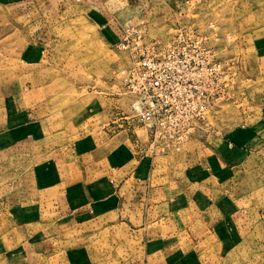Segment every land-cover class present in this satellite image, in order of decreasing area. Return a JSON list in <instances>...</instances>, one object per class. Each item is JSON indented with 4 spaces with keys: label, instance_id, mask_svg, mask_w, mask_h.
<instances>
[{
    "label": "rangeland",
    "instance_id": "374dc122",
    "mask_svg": "<svg viewBox=\"0 0 264 264\" xmlns=\"http://www.w3.org/2000/svg\"><path fill=\"white\" fill-rule=\"evenodd\" d=\"M181 27L205 34L237 77L194 139L178 147L146 142L139 154L155 181L167 185L186 165L199 163L196 151H215L219 140L238 134L221 177L217 184L213 177V187L210 179L204 197L210 205L225 201L224 208L215 205L222 216L249 212L256 226L235 247L222 240L211 244L203 261L264 264V0H0V151L26 135L40 141L43 130L60 143L68 137L64 146L73 145L79 153L74 160L84 167L98 157L104 140L108 150L145 134L149 139L148 125L131 109L134 98L123 89L130 59L118 42L130 28L167 42ZM9 161L0 154V264H66V250L84 251L70 257L82 256L86 264L89 257L90 264L139 261L137 239L123 250L107 247L108 236L96 234L94 222L71 223L63 246L42 247L52 236L50 225L27 226L28 206L19 201L35 176L31 183L25 169ZM51 220L44 222L55 226Z\"/></svg>",
    "mask_w": 264,
    "mask_h": 264
},
{
    "label": "crops",
    "instance_id": "0c3cea01",
    "mask_svg": "<svg viewBox=\"0 0 264 264\" xmlns=\"http://www.w3.org/2000/svg\"><path fill=\"white\" fill-rule=\"evenodd\" d=\"M39 123L43 126V121ZM41 131L40 141L33 139V135H26L19 143L10 140V146L0 154L10 159V165L21 166L15 169H25L31 183L35 176L30 190L27 180L24 181L25 192L19 201L28 206L24 220L30 223L27 226L35 221L42 226L50 225L52 236L45 237L42 247L57 243L63 246L64 229L71 223L78 222L81 227L94 222L95 233L108 236L107 247L110 243L123 250L125 243L138 240L139 261L134 264H204L203 257L211 244L222 240L235 247L237 239L250 237V229L256 226L249 212L222 216L216 209L224 208L225 201L217 202L216 208L204 197L210 192V189L205 192L206 184L213 187L217 177H221L223 160L238 143V134L219 140L215 151H196L199 163L186 165L178 180L171 179L165 185L155 181L153 168L139 154L140 147L148 142L147 134L144 139L141 136L140 140L127 139L125 145L123 142L108 150V142L104 140L96 150L98 157L81 167L74 160L79 153L73 145L71 150L64 146L68 137L60 143L61 140ZM46 217L55 219V226L44 222ZM112 235L115 238L109 241ZM83 252L66 250L63 259L65 256L66 264H86L82 256L78 261L70 257ZM88 259L90 264L91 258Z\"/></svg>",
    "mask_w": 264,
    "mask_h": 264
},
{
    "label": "built area",
    "instance_id": "2783aa9c",
    "mask_svg": "<svg viewBox=\"0 0 264 264\" xmlns=\"http://www.w3.org/2000/svg\"><path fill=\"white\" fill-rule=\"evenodd\" d=\"M118 49L130 59L122 73L123 89L134 98L135 116L148 125L152 145L178 147L194 139L237 77V70H230L207 36L193 27L179 28L167 42L130 28L123 31Z\"/></svg>",
    "mask_w": 264,
    "mask_h": 264
},
{
    "label": "bare ground",
    "instance_id": "6f19581e",
    "mask_svg": "<svg viewBox=\"0 0 264 264\" xmlns=\"http://www.w3.org/2000/svg\"><path fill=\"white\" fill-rule=\"evenodd\" d=\"M135 104V103H134Z\"/></svg>",
    "mask_w": 264,
    "mask_h": 264
}]
</instances>
